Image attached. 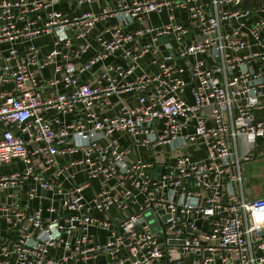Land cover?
I'll return each mask as SVG.
<instances>
[{"label":"built area","instance_id":"1","mask_svg":"<svg viewBox=\"0 0 264 264\" xmlns=\"http://www.w3.org/2000/svg\"><path fill=\"white\" fill-rule=\"evenodd\" d=\"M63 1L109 4L69 18L53 9ZM247 1L257 0H0V44L9 45L0 50V167L24 165L0 177V192L18 197L25 182L30 197L36 186L50 192L32 212L0 204V233L3 221L11 233L0 264H264V196L249 194L243 170L264 143V17L253 18L264 7ZM98 25V49L77 63ZM48 35L39 59L33 41ZM147 56L155 72L130 79ZM49 66L54 77L39 84L34 69ZM58 85L62 93L41 98L43 86ZM112 99L117 114L100 115ZM72 114L80 117L60 121ZM125 137L165 148L163 171L129 160ZM70 167L86 181L74 183ZM94 180L99 190L86 200Z\"/></svg>","mask_w":264,"mask_h":264},{"label":"crops","instance_id":"2","mask_svg":"<svg viewBox=\"0 0 264 264\" xmlns=\"http://www.w3.org/2000/svg\"><path fill=\"white\" fill-rule=\"evenodd\" d=\"M106 4L109 3H105L104 1H101L98 4H94L92 6H87L84 5L81 8L76 7L75 5L69 4L65 1L57 3L54 5L53 9L63 13L66 17H74L79 15L80 13H82L83 11H87V12H92V13H98L100 11L101 8H103ZM245 7L247 8H251V9H260L262 7H264V0H257L255 2V4H253L251 1H247L244 4ZM178 15V14H177ZM254 19H257L259 16L260 17H264V15H257L254 14L253 15ZM40 24L42 23V21L44 20V14H40ZM167 20V15L166 14H162V16L160 17H156V16H152L151 17V22L153 27H157L159 25H161L162 23H165ZM182 22L184 24L188 23V20L186 18L182 19ZM21 26V24L19 25ZM101 31V26L98 25L97 29H95L92 32V36L89 39L90 41V45H91V49L84 55H82L79 60L77 61V63H83L85 61H87L89 58H91L94 53L96 52V50L98 49V45L96 42V37L99 35ZM75 35V30L72 31L71 36ZM54 39L53 36L48 35V36H42L40 38H37L33 41V44L39 48V54H38V58L42 59L44 58V56L46 55V53L49 50V47L52 45ZM76 42V41H74ZM9 47V45L7 43H1L0 44V50L4 51ZM16 49L20 52L23 53L24 49H25V43L20 39L17 44H16ZM106 64L109 63H113V62H118V61H113L112 59H106L104 61ZM150 60H149V56L144 57L143 59H141L139 61V68L136 70V72L130 77V79H134L141 71H145V72H155L156 68L153 65L149 64ZM120 64H122V62H119ZM101 65H97L95 66L94 69V73H97L100 69ZM37 81L39 84H42L44 81L46 80H50L52 77H54L53 74V67L49 66L44 68L41 71H38L37 69H34ZM84 81L85 77L82 78ZM4 89L6 90H12V85L11 84H7L3 86ZM64 90L62 88V85H58L56 87H50V86H43L42 90H41V98L43 100L45 99H50L52 98L56 93H62ZM121 98H125L123 100H125L127 102L128 105H133L134 104V100L135 97L134 96H129V95H123ZM112 106L106 108V109H98L97 112L102 115V116H115L117 114V104H118V99H112ZM80 107H78L79 109ZM48 115L50 117H55L54 112L53 111H49ZM80 117L79 114H72V115H67L65 117L60 116V121L61 122H65L68 123L69 121L73 120V119H78ZM56 129L59 128L58 125L54 126ZM3 126L2 124H0V129H2ZM124 143L125 146H127V148H130V154L128 156V159L131 161L134 160H143L146 162H153L156 163V166L153 170V172L151 174L153 175H157L158 173H161L163 170L162 167V158H161V153L164 152L165 148L159 149V150H153L150 151L148 149H144V148H137L135 146H132V142L130 140L129 137H125L124 138ZM67 145H70V142H68ZM191 153V151H190ZM203 156V152H200V157ZM77 157H79V155H77ZM65 161H62L61 163H63ZM256 162L259 163H264V143L262 140H259L257 143V146L253 152V158L252 161L250 162L251 164H255ZM24 169V165L21 163H11L10 165L4 166V167H0V177L2 176H6L9 174H13V173H17V172H21ZM68 171L70 173H76L75 174V179H74V183H82L84 181H86V176L84 174V172L82 171L81 168L79 167H70L68 169ZM244 178L246 181V186L248 187V192L249 194H251L253 197H260V196H264V169H261L259 174H253L251 172V174L245 170L244 171ZM49 174V173H48ZM47 174V175H48ZM254 182V183H252ZM254 185V186H252ZM30 189L31 186L29 185L28 182H25L21 185V193L20 195L17 197L16 194H13L12 197H9L10 195V191L5 189L2 190L0 192V204H4V205H8V206H17V208L21 209V210H28L29 212H32L33 210L37 209L38 204L40 201H42L45 205V198L50 196V192H44L42 191L38 186H36L35 192L32 194V197H30ZM99 190V184L97 180L91 181L90 186L83 192L84 198L86 200H90L92 199L94 193H96ZM135 211V207L129 209L126 214L127 215H131L133 212ZM111 214L117 216V213L114 210H111ZM91 215L93 216H99V214L95 211L91 212ZM45 217H48V215H45ZM92 234H94L93 231H91ZM1 240L0 242H4L6 240H9L11 237V233L7 230L6 228V224L3 221L1 224ZM98 241L102 242V239L98 238Z\"/></svg>","mask_w":264,"mask_h":264},{"label":"water","instance_id":"3","mask_svg":"<svg viewBox=\"0 0 264 264\" xmlns=\"http://www.w3.org/2000/svg\"><path fill=\"white\" fill-rule=\"evenodd\" d=\"M166 42H167L166 38H161L158 41L159 44H163V43H166ZM166 48H170V45H167ZM164 55H166V53H164ZM143 218L147 222V224L150 227L152 232H154V233L159 232L157 222H156L155 217L153 216V214L151 212L144 213L143 214Z\"/></svg>","mask_w":264,"mask_h":264},{"label":"rangeland","instance_id":"4","mask_svg":"<svg viewBox=\"0 0 264 264\" xmlns=\"http://www.w3.org/2000/svg\"><path fill=\"white\" fill-rule=\"evenodd\" d=\"M261 169H264V163L261 164L259 162H256L255 164L249 163L243 168V170L244 171L246 170L248 172V174L249 173L251 174V172L253 174H259ZM252 183H254V182H252ZM252 186H254V185H252Z\"/></svg>","mask_w":264,"mask_h":264}]
</instances>
